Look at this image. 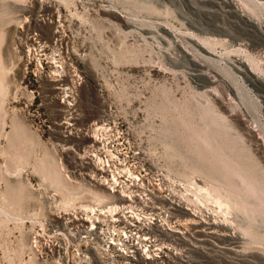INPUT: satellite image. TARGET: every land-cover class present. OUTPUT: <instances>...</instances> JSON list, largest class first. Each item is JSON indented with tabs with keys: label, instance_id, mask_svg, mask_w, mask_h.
I'll return each instance as SVG.
<instances>
[{
	"label": "rangeland",
	"instance_id": "rangeland-1",
	"mask_svg": "<svg viewBox=\"0 0 264 264\" xmlns=\"http://www.w3.org/2000/svg\"><path fill=\"white\" fill-rule=\"evenodd\" d=\"M233 1L0 0V264H98L39 236L61 210L115 199L87 163L104 109L211 214L172 226L153 264H264V0Z\"/></svg>",
	"mask_w": 264,
	"mask_h": 264
},
{
	"label": "built area",
	"instance_id": "built-area-1",
	"mask_svg": "<svg viewBox=\"0 0 264 264\" xmlns=\"http://www.w3.org/2000/svg\"><path fill=\"white\" fill-rule=\"evenodd\" d=\"M56 76L58 81L65 77L59 71ZM58 89L62 101L73 106L74 86L61 84ZM90 131L93 143L88 146L87 163L93 169L91 179L115 199H98L76 204L71 211H59L57 219L42 229L39 239H56L47 244L49 249L59 247L61 242L73 244L82 250L85 260L98 264L166 260V239L173 231L171 227H176L177 217L184 211L201 217L207 207L201 208L195 195L182 193L183 183L171 179L154 163L139 160L121 117L104 109Z\"/></svg>",
	"mask_w": 264,
	"mask_h": 264
},
{
	"label": "bare ground",
	"instance_id": "bare-ground-1",
	"mask_svg": "<svg viewBox=\"0 0 264 264\" xmlns=\"http://www.w3.org/2000/svg\"><path fill=\"white\" fill-rule=\"evenodd\" d=\"M215 1V0H214ZM218 1H221L222 3H225V4H227V5H229V6H237V5H235V2L233 1V0H218ZM217 2V1H216ZM244 16V15H243ZM248 21H251V23L253 22V20H251V19H249L248 18ZM255 23V22H254ZM258 28L260 29V32H261V34L262 35H264V26H261V24L258 26ZM61 67V66H60ZM237 68V70L240 72V73H242V74H244L245 76H246V78L248 79V80H250L251 82H253L254 80H253V75H255V73L253 72V71H251L250 69H249V67L247 66V64L245 63V62H243V61H240L239 62V65L236 67ZM54 71V70H53ZM56 71V73H57V69L55 70ZM59 71V70H58ZM54 73V72H53ZM204 189V188H203ZM207 192H208V194L210 195H208L209 197H211V194H214L215 196H213V197H215L217 200H216V202L217 203H219V205L220 206H223V205H225V203H223V200L221 199V196H220V192L217 190V189H210L209 191H208V189H207ZM99 198V197H98ZM101 200V199H100ZM225 202V201H224ZM235 203V202H234ZM213 205V204H212ZM218 206V205H217ZM209 209V208H208ZM209 211V210H208ZM203 212H204V210H203ZM213 213V212H212ZM204 214V213H203ZM210 214V213H209ZM204 215H206V214H204ZM202 216V215H201ZM203 217V216H202ZM210 217H211V214H210ZM204 218H205V216H204ZM213 218V217H212ZM226 220V219H225ZM207 221H209L210 222V220H207ZM227 221V220H226ZM203 222H205V220L204 219H202L198 214H196V213H194V212H189V211H184L183 213H182V215L180 216V217H177V219L175 220V226L178 228V229H189V228H191V227H193V226H204V224H203ZM206 223V222H205ZM207 224H210V223H208L207 222ZM216 225V224H215ZM219 226V225H218ZM214 228V227H213ZM175 229V228H174ZM173 229V230H174ZM210 229H211V227H210ZM232 229V230H231ZM187 231V230H186ZM230 231H231V233H230V236H231V238L233 239H237V235H236V230H235V228H233V227H231L230 228ZM177 232H180V230H177ZM181 233H182V231H181ZM224 235V234H223ZM229 235V234H228ZM239 238V237H238ZM173 250V249H172ZM176 252V251H175Z\"/></svg>",
	"mask_w": 264,
	"mask_h": 264
}]
</instances>
